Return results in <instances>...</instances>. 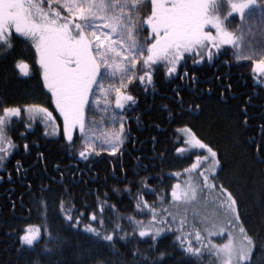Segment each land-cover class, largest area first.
<instances>
[{
	"label": "trees",
	"instance_id": "16d2710c",
	"mask_svg": "<svg viewBox=\"0 0 264 264\" xmlns=\"http://www.w3.org/2000/svg\"><path fill=\"white\" fill-rule=\"evenodd\" d=\"M147 5L150 11V0ZM227 48L228 53L214 62L181 61L183 67L178 66L175 77L159 69L154 89L145 90L139 80L134 81L137 86L129 87L137 101L123 113V145L115 154L94 151L87 160L79 156L84 148L81 136L75 133L72 144L63 135L35 49L30 43L14 40L12 49L0 51V114L3 106L23 109L40 104L52 111L56 125L55 132L49 126L46 135L39 119L29 121L26 114L13 118L9 135L16 147L0 168V264H138L144 256L155 258L158 264H182L190 259L175 237L181 219L186 218L185 233L199 247L190 233L197 230V222L173 207L172 192L183 179L203 184L199 172L207 163L195 170L191 165L197 163V155L206 156L207 150L205 154L188 143L187 133L217 153L220 163L212 183L216 189L226 188L237 201L238 226L253 240L249 264L264 256V85L254 79L251 62L234 61L231 46ZM18 60L29 64L27 76L16 68ZM185 71L188 76L181 79ZM104 201L107 231L120 223L132 232L129 216L149 224L152 213L145 208L147 215L141 214L138 202L156 206L160 219L172 221L175 217V223L155 242L150 236L140 238L137 230L135 240H120L121 232L110 247L109 242L84 231L90 213L95 211L99 217L98 204ZM69 209L75 216L84 214L78 228L69 227L65 220ZM91 223L100 227L99 219ZM29 225L41 230L35 247L20 242ZM48 232L59 234L64 241L58 253L43 252ZM136 250L142 256L134 260ZM192 259L193 264H213L216 257L205 249L199 260Z\"/></svg>",
	"mask_w": 264,
	"mask_h": 264
},
{
	"label": "snow or ice",
	"instance_id": "6c2138e0",
	"mask_svg": "<svg viewBox=\"0 0 264 264\" xmlns=\"http://www.w3.org/2000/svg\"><path fill=\"white\" fill-rule=\"evenodd\" d=\"M147 8V0H0V51L12 49L14 40L30 43L35 49L44 88L51 93L52 102L63 117V135L67 141L75 143L73 130L79 128L85 145L79 151L82 159H89L94 151L115 154L120 149L126 139L123 113L137 101L129 86H137L134 81L139 80L145 90L149 86L154 89V75L159 71L160 63H163L168 77H175L179 75L178 66L183 67L181 61L191 58L193 63H200L206 57L207 62H214L228 53L225 46H231L232 57L237 62L251 61L254 79L264 85V0H150V11ZM233 14L240 18L235 31L230 28ZM16 68L25 76L29 74V64L23 60L16 62ZM187 76L185 71L180 78ZM117 77L119 86L114 83ZM93 106L96 111L106 114L103 119L111 122L108 130H102L96 124ZM25 114L29 121L39 119L43 122L46 135L49 126L53 132L56 130L55 119L47 107L40 104L26 105L23 109L3 106L0 114V168L16 147L9 135L15 122L13 118H23ZM89 114L93 116L91 122ZM117 122L118 129L115 127ZM27 126L31 127V124ZM261 132L264 134V127ZM191 143L194 147L206 149L209 154L197 155V163L191 168L201 169L202 163H207L208 168L199 172L203 177L202 185L189 183L179 191L176 190L179 186H175L172 192L174 201L195 202L198 190L201 193L205 189L216 190L212 173L220 163L217 153L195 137ZM28 147L24 145L25 149ZM19 165L17 161V170ZM219 190L221 196L217 199L223 216H206L200 221L203 228L196 225L195 240L199 247L193 246L190 236L185 233L187 219H181L175 239L190 258L182 264H193L192 258L199 260L205 249L216 257L213 264H249L253 240L242 226L239 235L234 232L235 221L240 219L236 215L237 201L223 186ZM105 203L98 204L101 209L99 217L95 211L90 213V222L84 224V231L98 240L109 242L110 247L115 246L116 237L121 232L124 234L119 235L120 240H135L137 230L140 238L150 236L155 242L161 233L171 231L175 223V217L172 221L160 219L156 206L147 202L141 206L138 202L136 207L141 214L147 215L143 212L145 208L152 213L149 224L129 216L132 232H127L120 223L107 231L103 218ZM61 207L63 210V202ZM83 215L75 216L69 209L65 220L69 227L78 228ZM97 219L99 228L91 223ZM165 224L167 228L163 226ZM225 231L228 232L226 242L217 244L210 239ZM40 232L38 226H27L20 236L21 244L35 247ZM48 236L43 252L55 254L61 251L64 241L59 234L53 236L48 232ZM137 256H142L138 250L133 252V259ZM163 256L161 253L160 259ZM138 264H158V261L144 256ZM255 264H264V256Z\"/></svg>",
	"mask_w": 264,
	"mask_h": 264
},
{
	"label": "rangeland",
	"instance_id": "374dc122",
	"mask_svg": "<svg viewBox=\"0 0 264 264\" xmlns=\"http://www.w3.org/2000/svg\"><path fill=\"white\" fill-rule=\"evenodd\" d=\"M230 21H231L230 22V28L233 31H235L236 26L240 23L239 16L236 15V14H233V17L230 18ZM213 31H214V29H213ZM225 47H229V46H225ZM213 51H215V50L213 49ZM204 61L207 62V58L206 57H205V60ZM234 61H236V60L234 59ZM239 62H241V61H239ZM158 67H159V69H163L164 68L163 63H160L158 65ZM114 83L116 84V86H119L120 85V80H119L118 77L116 78V80L114 81ZM112 99H113L112 107L114 108L115 107V105H114V94H113ZM101 107H103V105H101ZM56 111L58 113V115H57L58 116V119L60 120V122L62 124L61 128H62V132H63V117L60 116L58 110H56ZM93 111L95 112V121H96V124L99 126V128L102 129V130H105V131L108 130V126L110 125L111 122L110 121H106L105 119H103L106 114L103 113V112L96 111L95 106H93ZM50 112H52V111H50ZM92 120H93V116L91 114H89V121L91 122ZM115 127L117 129L119 128V122L116 123ZM75 133L78 136L79 135L81 136V133L79 131V128H76V129L73 130V135ZM191 137L192 136L189 133L186 134V138H188L187 139V142L188 143L189 142L191 143V141H192V138ZM82 141H83V138L81 136V143H82L81 145L84 147L85 145L83 144ZM200 150L203 151L204 149H200ZM204 151H205V154H206V150H204ZM208 155L209 154L207 153L206 156H208ZM203 167H204L203 169H207L208 168V164L207 165H204ZM213 174L214 173H212V175ZM189 183L197 184L198 182L196 180H194V179H190V180L183 179V182L180 181V182L177 183V185L179 186V188L177 189V191H179L180 189H183ZM197 196H198V199L195 202L185 203L183 201H174L173 202V207L175 206L176 208H180L181 211H182V213H184L185 216H186V213H187L188 218L190 220H193L194 219L197 222V225L199 224V226L201 228H203V224H201L200 221L202 220L203 217H206V216L207 217H214V216H220V217H222L223 216V210L219 207L220 201H219V199H217L218 197L221 196V193H220V190L219 189H216L215 191H210L208 189H205V190H203V193H201L198 190ZM235 225H236V227L234 228V232L237 235H239L238 221H235ZM26 229H27V227H26ZM26 229H25V231H26ZM191 230H192V227H189V231H191ZM190 233L192 234L193 237H195V231H191ZM202 234L203 235H206V233H202ZM210 239H212V241L214 243H217V244L224 243L228 239V232L225 231L221 235L212 236V237H210ZM218 240H220V241L218 242Z\"/></svg>",
	"mask_w": 264,
	"mask_h": 264
}]
</instances>
